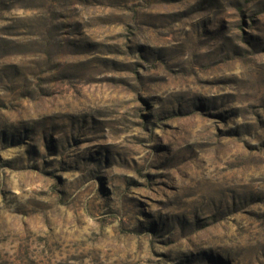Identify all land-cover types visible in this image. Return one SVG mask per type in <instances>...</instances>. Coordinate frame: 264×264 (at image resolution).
Returning <instances> with one entry per match:
<instances>
[{
    "label": "rangeland",
    "instance_id": "obj_1",
    "mask_svg": "<svg viewBox=\"0 0 264 264\" xmlns=\"http://www.w3.org/2000/svg\"><path fill=\"white\" fill-rule=\"evenodd\" d=\"M0 264H264V0H0Z\"/></svg>",
    "mask_w": 264,
    "mask_h": 264
}]
</instances>
